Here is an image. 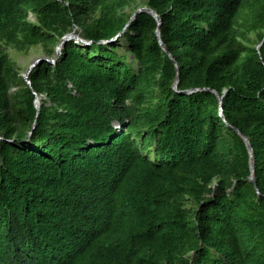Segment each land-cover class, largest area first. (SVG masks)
I'll use <instances>...</instances> for the list:
<instances>
[{
    "label": "trees",
    "instance_id": "obj_1",
    "mask_svg": "<svg viewBox=\"0 0 264 264\" xmlns=\"http://www.w3.org/2000/svg\"><path fill=\"white\" fill-rule=\"evenodd\" d=\"M135 2L0 0V264H264V0Z\"/></svg>",
    "mask_w": 264,
    "mask_h": 264
},
{
    "label": "water",
    "instance_id": "obj_2",
    "mask_svg": "<svg viewBox=\"0 0 264 264\" xmlns=\"http://www.w3.org/2000/svg\"><path fill=\"white\" fill-rule=\"evenodd\" d=\"M141 13H147V14H149V15H151L152 17H154L155 18V20L158 22V25H159V27H158V30H157V37H158V41H159V44H160V46H161V48L163 49V51L169 56V58L176 64V66H177V69H178V76H177V79H176V82H175V85H174V89H175V91H177L178 92V87H179V82H180V70H179V68H178V64L175 62V60H174V58H173V56L171 55V53H170V51L168 50V48L166 47V45L163 43V41H162V39H161V32H160V28H161V25H162V21H161V18H160V16H159V14L156 12V11H154L153 9H151V8H148V7H143V8H141V9H139V10H137L136 12H135V14L133 15V17L131 18V21H130V23H129V25L128 26H130L132 23H133V21L136 19V17L139 15V14H141ZM73 39V36L72 35H67L66 37H64L62 40H61V42H60V44H59V46L60 45H62L63 43H66L67 41H69V40H72ZM84 46H88L89 45V43H87V42H81ZM109 43V42H108ZM61 54H62V52H61V50H59L58 49V51L56 52V56H57V58L55 59V60H39L38 62H36L35 64H33L28 70H27V72H26V77H25V80L26 81H28L27 82V84L29 85V86H31V84H30V82H29V76H30V74H31V72L37 67V65H39L41 62H48V63H50V64H55L57 61H58V59L61 57ZM202 91H204V90H207V91H210V92H212V93H214L216 96H217V98H218V100H219V103H220V117L223 119V121L226 123V125H227V127H229V128H232L241 138H242V140L244 141V143H245V145H246V147H247V150H248V152H249V156H250V171H251V175H250V178H249V180H250V182L254 185V187H255V189H256V191H257V194L260 196L261 195V193H260V191H259V189H258V185H257V181H256V179H255V159H254V150H253V148H252V145H251V143H250V141H249V139H248V137L245 135V134H243L239 129H237V128H233V127H231L228 123H227V121H226V119H225V116H224V112H223V99H224V96H222L221 94H219L218 92H216V91H214V90H211V89H201ZM195 91H198V90H189V91H184V92H182L183 94H191V93H194ZM35 105H36V109H37V112H38V114H39V111H40V98L36 95V101H35ZM37 123V122H36ZM36 123H35V125H34V128H35V126H36ZM34 130V129H33ZM0 140H2V138H1V136H0Z\"/></svg>",
    "mask_w": 264,
    "mask_h": 264
},
{
    "label": "rangeland",
    "instance_id": "obj_3",
    "mask_svg": "<svg viewBox=\"0 0 264 264\" xmlns=\"http://www.w3.org/2000/svg\"><path fill=\"white\" fill-rule=\"evenodd\" d=\"M145 1L146 0H136L135 4H133L128 9H126V12H128L129 14H133V13L135 14V12L137 10L144 7L143 4L145 3ZM31 20L35 21V18L33 16H31ZM81 34H82L81 29L78 27H75L74 31L70 35L73 36L72 40H75L76 43L81 44V42H85L83 40ZM250 38H251V41L253 43L257 41L256 35H251ZM64 45H65V43H63L60 46L58 45L56 48V52L58 51V49L61 50V52H62ZM7 52L10 56L12 64L14 65L16 71L18 72L19 76L21 78H23V80L26 83L28 82L25 80L27 70L33 64L38 62L39 60H49L46 52L44 51L43 47H41V46L35 47L28 52H18L17 50H15L13 48H7ZM130 61L133 62L132 58ZM17 90H18V87H14L12 89V92L15 93Z\"/></svg>",
    "mask_w": 264,
    "mask_h": 264
}]
</instances>
